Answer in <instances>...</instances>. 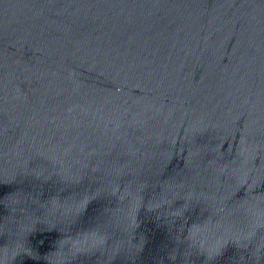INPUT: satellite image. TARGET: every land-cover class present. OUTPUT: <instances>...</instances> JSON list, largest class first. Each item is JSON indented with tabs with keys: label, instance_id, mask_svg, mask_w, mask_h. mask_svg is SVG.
Listing matches in <instances>:
<instances>
[{
	"label": "water",
	"instance_id": "obj_1",
	"mask_svg": "<svg viewBox=\"0 0 264 264\" xmlns=\"http://www.w3.org/2000/svg\"><path fill=\"white\" fill-rule=\"evenodd\" d=\"M0 264H264V0H0Z\"/></svg>",
	"mask_w": 264,
	"mask_h": 264
}]
</instances>
